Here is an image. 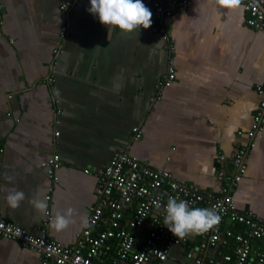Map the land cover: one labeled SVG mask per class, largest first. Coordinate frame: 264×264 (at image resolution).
<instances>
[{"label": "crops", "instance_id": "0c3cea01", "mask_svg": "<svg viewBox=\"0 0 264 264\" xmlns=\"http://www.w3.org/2000/svg\"><path fill=\"white\" fill-rule=\"evenodd\" d=\"M64 1L0 0V215L40 237L50 210L46 235L75 244L98 202L99 174L118 150L217 193V172L235 170L233 157L249 143L245 132L260 105L255 88L264 83V28L248 24L243 3L229 10L215 0H193L164 21L176 42L172 55L161 34L143 26L109 28L87 10L90 0L71 12L62 9ZM65 23L71 31L61 42ZM171 57L176 77L162 89ZM50 75L52 84L44 82ZM137 126L143 136L133 140ZM55 152L63 165L48 200L43 164ZM219 154L228 160L219 163ZM246 165L234 202L264 219V131ZM16 190L25 199L12 208L6 196ZM37 201L46 202L45 213ZM68 208L75 210L72 223L61 231L50 227ZM199 236L189 235V244ZM221 245L209 253L230 252ZM187 250L173 247L164 264H194ZM0 264H41V258L0 237Z\"/></svg>", "mask_w": 264, "mask_h": 264}, {"label": "built area", "instance_id": "2783aa9c", "mask_svg": "<svg viewBox=\"0 0 264 264\" xmlns=\"http://www.w3.org/2000/svg\"><path fill=\"white\" fill-rule=\"evenodd\" d=\"M78 1L65 0L62 9L71 12L76 9ZM192 1L143 0L153 13V23L148 30L162 35L172 55L176 52V42L164 21L187 10ZM241 3L249 14L248 24L264 28V0H241ZM70 31V24L65 23L61 30V42L66 40ZM176 69L171 57L159 87L163 89L173 84ZM44 82L52 84L55 77L50 75ZM255 89L261 101L253 116L251 129L245 132L249 143L241 145L233 157L236 166L233 172L229 173L224 167L217 172L221 183L217 193L182 183L172 172L155 169L128 151L118 150L99 174L98 202L90 207L88 227L75 244L64 245L46 235V228L52 219L50 210L47 211L44 232L40 237L29 234L0 215V237L18 240L22 246L34 250L39 254L41 264H119L126 260L132 264H164L175 246H186L187 256L194 264H264V219L251 210H239L233 196L247 172L248 154L256 147L257 137L264 131V83L257 84ZM50 101L53 103L55 100L51 98ZM56 112L60 115L62 108L59 107ZM142 136L141 127H135L133 140ZM216 160L223 163L228 159L219 154ZM62 165L61 156L56 152L43 164V170L51 181L48 200H51L54 185L60 180ZM169 196L188 201L190 208H212L221 216V221L201 234L196 244H189V236L177 239L163 224L166 215L164 206ZM153 201L161 203L159 211ZM236 228L239 232L235 231ZM221 243V247L227 246L230 252L219 249L218 255H211L209 252Z\"/></svg>", "mask_w": 264, "mask_h": 264}, {"label": "clouds", "instance_id": "9594fccd", "mask_svg": "<svg viewBox=\"0 0 264 264\" xmlns=\"http://www.w3.org/2000/svg\"><path fill=\"white\" fill-rule=\"evenodd\" d=\"M218 6L227 9L236 8L241 0H215ZM91 7L87 10L98 16L100 23L112 27L116 26L125 32L139 30L141 26L148 29L152 23L153 13L143 0H90ZM25 199L23 191H10L6 200L10 207L17 208ZM159 211L162 207L159 201H153ZM35 207L45 213L47 204L37 201ZM74 209L68 208L63 213L57 212L50 227L56 231L66 229L72 223ZM164 225L177 239H185L189 235H201L213 229L221 221V216L212 208H190L189 202L169 196L166 206Z\"/></svg>", "mask_w": 264, "mask_h": 264}]
</instances>
